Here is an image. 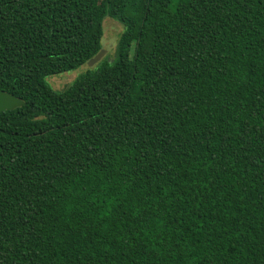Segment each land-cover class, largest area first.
<instances>
[{"label":"trees","instance_id":"obj_1","mask_svg":"<svg viewBox=\"0 0 264 264\" xmlns=\"http://www.w3.org/2000/svg\"><path fill=\"white\" fill-rule=\"evenodd\" d=\"M0 90V264H264V0H0Z\"/></svg>","mask_w":264,"mask_h":264},{"label":"rangeland","instance_id":"obj_2","mask_svg":"<svg viewBox=\"0 0 264 264\" xmlns=\"http://www.w3.org/2000/svg\"><path fill=\"white\" fill-rule=\"evenodd\" d=\"M104 26V35H103V42H108V45H110V50L111 51L114 47V41L117 38L122 26L115 20L111 18H105L103 22ZM113 52V51H111ZM93 65H88V62L85 64L79 66L78 68L63 72V73H58L51 75L47 77L48 82L51 84V86L54 89L61 90L64 89L69 83H71L75 77L80 74L81 72L85 71L87 68H92Z\"/></svg>","mask_w":264,"mask_h":264},{"label":"water","instance_id":"obj_3","mask_svg":"<svg viewBox=\"0 0 264 264\" xmlns=\"http://www.w3.org/2000/svg\"><path fill=\"white\" fill-rule=\"evenodd\" d=\"M110 45L108 42H103L100 50L95 54V56L90 59L88 65H94L98 60H100L106 52L109 50ZM24 104L23 100L14 96L13 94L0 90V113L5 110H12L16 107L22 106Z\"/></svg>","mask_w":264,"mask_h":264}]
</instances>
